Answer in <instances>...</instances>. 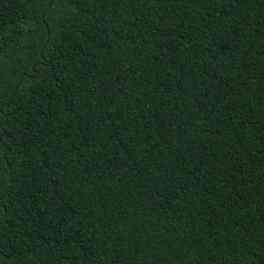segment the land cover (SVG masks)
<instances>
[{
    "label": "trees",
    "instance_id": "16d2710c",
    "mask_svg": "<svg viewBox=\"0 0 264 264\" xmlns=\"http://www.w3.org/2000/svg\"><path fill=\"white\" fill-rule=\"evenodd\" d=\"M0 264H264V0H0Z\"/></svg>",
    "mask_w": 264,
    "mask_h": 264
}]
</instances>
